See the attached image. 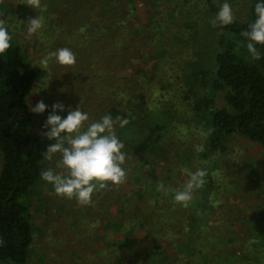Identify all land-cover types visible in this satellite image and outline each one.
Here are the masks:
<instances>
[{"label": "trees", "instance_id": "obj_1", "mask_svg": "<svg viewBox=\"0 0 264 264\" xmlns=\"http://www.w3.org/2000/svg\"><path fill=\"white\" fill-rule=\"evenodd\" d=\"M71 1L65 0L66 7ZM149 1L156 16L142 28L149 29L148 33L154 39H166V33L172 29L170 21L176 19L175 13L181 7L186 10L183 2L193 9V13L188 12L189 15L204 21V29L197 22L184 24V28L193 29L195 47L193 59L186 63V67L191 69L186 77L191 93L189 107L199 130H214L206 140L202 138L205 149L200 152L199 158L204 160L212 154L225 152L227 141L236 136L246 138L264 149V45H256L262 58L252 60L246 47L248 40L241 35L256 20L255 5L262 0H250L245 19L235 18L233 24L222 27L219 23L216 27L212 25L219 9L225 2L234 8L240 0ZM74 2L73 8H66L67 15L61 14L60 18H56V23L61 27L59 31L68 27L69 14L73 13L74 19L79 15L89 16L81 19L80 25L70 31V34L74 32L73 36L80 34L71 49L77 56L78 48L83 61L90 60L95 69L99 63L100 70H105L103 80L107 84V91L102 94V99L107 102L105 115H111L113 119L120 116L130 121L123 128L117 124L116 129L128 130V134H142L139 137L140 150L133 154L139 153L140 156L135 160L128 158L126 182L114 186L111 193L99 190L95 195L97 198L103 197L104 204L107 200L105 197H108L112 206L121 204L124 208L116 215L102 211L94 214L95 226L102 230L100 236L110 243L109 250H103L101 259L105 258L104 261L112 264H125L126 260L129 264H264V207L256 221L260 228L251 237L258 246L244 245L242 253L237 250L226 254L224 250L235 247L237 240L227 229L228 226L219 225L216 218L211 216L215 206L212 194L217 187L214 178H205L204 186L194 193V200L188 208L175 202L173 192L165 195L156 190L159 182L168 184L174 176L164 171V176L168 177L159 178L156 174L158 161L170 162L171 154L180 148L172 142L173 138L177 139L175 133L162 134L172 139L164 144L162 137L155 132L159 128V124L157 127L155 124L163 122L166 113L158 105L154 106L155 101L151 100L144 84H138L143 71L134 65L132 77H125L122 73L128 61L130 63L131 58L127 53L131 45L138 37L146 36L137 24V0ZM163 2L174 8L167 21L157 19L161 14L157 9ZM41 4L46 5V0H41ZM19 11L14 3H0V17L6 20V27L12 36L11 48L0 55V240L4 241L0 245V264L30 263L36 234L32 215L34 204H44L50 199L46 194L47 187L54 191L53 185L41 178V173L48 170L43 153L55 140H45L36 130L35 114L30 111V97L40 73L20 42L22 32L29 25L27 19L22 20L21 14L16 15ZM42 16L45 18L43 12ZM47 31L54 36L59 33L56 31L53 34L52 29ZM33 46L38 48V42L34 41ZM166 51L159 50L153 58L165 56ZM119 66L121 68L117 70ZM146 124L148 129L143 134ZM156 151H162L163 156H157ZM196 160L192 152L177 156V161L187 163L189 167ZM185 167V164L176 167L177 174L180 175ZM180 184L183 186L184 182ZM165 187L177 189L170 187V184ZM57 208V217L63 218L62 214L65 213L75 232L70 241L74 245L82 240L92 244L91 240L83 239L85 235L80 232L83 210L79 208L78 212H74L64 206ZM206 211L210 213V218L204 217ZM102 216L105 217L103 222ZM86 221L92 223L89 219ZM92 228H87L85 233L91 235ZM138 235L142 236L143 241L137 240ZM100 239L104 241L103 237ZM162 242H165V246ZM78 251L72 253L78 255ZM85 258L86 264H90L92 258L94 261L98 259L89 253Z\"/></svg>", "mask_w": 264, "mask_h": 264}, {"label": "rangeland", "instance_id": "obj_2", "mask_svg": "<svg viewBox=\"0 0 264 264\" xmlns=\"http://www.w3.org/2000/svg\"><path fill=\"white\" fill-rule=\"evenodd\" d=\"M74 1L69 2L67 7L73 8ZM3 2L14 3L20 9L16 15L19 16L21 14L23 21L36 16L40 17L42 12L45 16L44 27L38 33L33 34L31 38H26L27 30H24L20 37V42L23 44L24 49L28 51L31 62L40 73L35 90L30 97V106L35 107L36 103L41 100L47 105L44 113H34L36 130L40 134L46 131L43 125L51 113V106L54 103H62L65 106L63 112L59 110L56 112L62 118H66L69 107L72 110L79 107L82 112H86L89 115V121L86 122V126L90 122L100 120L107 110V102L102 99V94L107 91V84L103 80L105 70H100L99 63L95 65L97 67L95 69L90 60L83 61L81 51L78 48L77 56L71 49L73 42L75 40L78 41L77 38L80 34L73 36L74 32L70 34V31L80 25L81 19L89 16L81 15L80 17L79 15L74 19V14H69L70 21L66 22L68 27L65 26V29H62L63 31H59L61 27L56 23V18H60L61 14V16L67 15L68 9H66L67 3L65 0H46V11L32 9L26 5L27 0H2L0 3ZM249 2L250 0H245V2L240 0L239 5L234 6L235 18L240 20L246 18ZM150 4L149 0H137V14L139 17L137 24H139L140 30H143L145 27L143 25L156 16L154 14L155 10ZM182 4L186 5V10L181 7L175 13L176 19L170 21L172 29L166 33V39H154L153 35L148 33L149 29L143 30L146 36L144 38L138 37L131 45V49L127 53L128 57L131 58L130 63L128 61V65L123 69L122 73L125 77H132L134 65L143 71L140 74L142 78L138 79V84H144L143 87L151 96V100L155 101L154 106L158 105L157 107L164 109L166 113L163 122L155 124V127L159 124L158 130H155V132L162 137L161 141L164 144L171 142L172 139H170L171 136L166 135L167 137H163L162 134L173 132L177 135V139L173 138L172 142L180 149L175 150L171 154L170 162L158 161L157 176L161 179H166L168 176H164V171H167L169 175L173 174L174 176L171 178L170 183L165 185L170 184V187L173 186L180 190L183 188L180 183L182 181L185 183L191 173L197 169L205 170L207 172L206 178H214L217 187L214 191L215 193L212 194L215 206L212 209L214 213L212 210L210 211L213 213L211 216L214 219L216 218L215 221L219 222V225L228 226L227 229L230 230L237 240L235 247H228L224 252L230 254L238 250L242 253L244 245H250L253 248L258 246L254 240H251V237L260 228L256 221L259 212L264 207V149L246 138L236 136L231 137L227 141L225 152L216 153V155L212 154L210 158L204 160L199 158L201 155L200 152L196 151V146L204 145V142L199 135V127L194 123V115L189 107L191 93L186 82V77L191 70L190 67H186V63L193 59L195 53L194 36L193 29L184 28V24L192 21L197 22L202 25V29H204L205 25L203 20L188 14V12L193 13L191 6L189 7L185 2ZM188 7L189 9H187ZM173 9L167 2H163L157 9L161 11L157 19L169 20V13L173 12ZM61 18L67 20L66 17ZM71 18L73 19L71 20ZM131 27L133 26L131 25ZM49 29H52L53 34L56 31L59 33H56L55 36L50 35L47 31ZM126 34L127 31L125 30ZM201 35L205 36L204 33H201ZM34 41L38 42V48H34ZM65 47L69 48L76 56L74 66H62L53 58L46 69L41 68L39 62L43 57L50 52ZM87 47H85L86 51ZM159 50L161 52L167 50V53L163 57L158 55L153 58L154 54H157ZM86 65L87 67H85ZM116 68L120 70L121 67ZM146 123L153 122L147 121ZM147 127V124L146 126L144 125L143 134L147 132ZM115 131L118 138L125 144L123 151L126 153V161L122 167L126 169V166L128 167L129 165L128 158L135 160L140 156L139 153L135 154V156L133 154L140 150L138 145L141 144L140 138L142 134H128V130H119L118 128ZM42 136L45 140L47 139L46 136ZM183 152L195 153L197 159L195 164L189 167L187 163L181 164V162L177 161V156L183 154ZM156 153L159 157L163 156L162 151H156ZM60 159V154H55L52 160L46 159L48 169L52 168L57 173H64L65 170L63 168L57 167ZM184 164L187 168L185 167L186 169L182 170V173L178 175L175 168ZM113 187L114 185L109 182V187L105 189L106 193H111ZM126 187L124 186V188ZM199 191L200 189L196 190L195 193ZM97 193L98 191L94 192L92 196L93 206H83L78 204L75 198L67 199L57 196L55 191L50 190L49 187L46 188V194L50 199L44 204L36 202L32 210L36 234L34 251L29 264H86L87 258L85 257L87 253L94 255L95 258L96 256L98 257L95 261L92 258L93 260H90V264H112L104 261L105 258L101 259L103 258V250H109L110 243L109 240L104 239V236H100L102 230L95 226L94 214L96 211H102V213L107 212L108 214L116 215L118 212H122L124 208L121 204L112 206L109 198L105 197L106 195L104 197L108 201L106 200L105 204L102 203L103 197H95ZM118 195L116 194L115 196ZM116 199L118 200V198ZM57 206H64L69 210L73 209V211L75 210L74 212H78L79 208L83 210V215L81 216L83 221L80 223L82 224V227L80 226L82 229L80 232L81 235L83 233L85 235L83 239L91 240L92 244H87L82 240L78 246L70 241L75 232L72 231L69 221L66 220L67 215L65 213L62 214L63 218L57 217L59 212ZM206 213L204 217L210 218V213L207 211ZM85 216L86 219H84ZM77 217L80 218L79 215ZM104 218V216L101 217V222H103ZM87 219L92 223L87 222ZM89 225L93 227L91 235L87 234V232L85 233L86 229L90 228ZM102 237L104 241L100 239ZM140 237L142 236L138 235L137 240L143 241ZM162 245L165 246V242H162ZM75 250H79L78 255L72 253ZM78 257L84 259H78ZM106 258L109 259V257ZM125 264H129L128 260H126Z\"/></svg>", "mask_w": 264, "mask_h": 264}, {"label": "clouds", "instance_id": "obj_3", "mask_svg": "<svg viewBox=\"0 0 264 264\" xmlns=\"http://www.w3.org/2000/svg\"><path fill=\"white\" fill-rule=\"evenodd\" d=\"M2 2V0H0ZM26 5L32 9L47 10L46 5L41 4V0H27ZM256 20L248 26V30L241 35L248 40L247 51L252 60H260L262 53L258 51L256 45H264V0L255 5ZM235 20L232 6L225 2L219 9L216 19L212 21L213 27L227 26L233 24ZM6 20L0 17V55L6 54L11 48L12 36L6 27ZM27 36L31 38L44 27V17H35L28 20ZM55 60L62 66H74L76 56L69 48H60L48 53L39 64L42 69H46L51 60ZM52 111L48 115L41 135L49 140H55L43 153L47 160H52L55 154H60L59 168L65 170L64 173H57L52 168L41 173V178L52 184L57 196L67 199L75 198L77 203L83 206H93L92 196L94 192L105 190L111 185L120 186L126 182V170L122 167L126 161L125 144L116 134V126L125 127L130 123L129 119L117 116L115 119L111 115H104L100 120L90 122L89 115L82 112L79 107L68 109L66 118L57 115V110L63 112L65 106L62 103H54ZM47 105L43 100L36 103L35 107L30 106L33 113H44ZM213 129L199 130V135L207 139L212 135ZM196 151H204V145L196 146ZM207 172L197 169L185 181L182 190L166 188L163 182L157 184L156 190L167 195L170 191L174 193L175 202L188 208L194 200L196 190L205 184ZM4 241L0 240V245Z\"/></svg>", "mask_w": 264, "mask_h": 264}]
</instances>
